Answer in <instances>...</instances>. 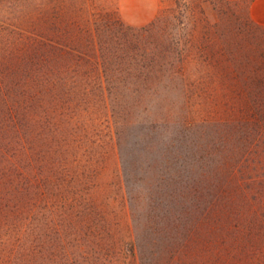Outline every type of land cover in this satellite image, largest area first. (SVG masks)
<instances>
[{"label": "rangeland", "instance_id": "374dc122", "mask_svg": "<svg viewBox=\"0 0 264 264\" xmlns=\"http://www.w3.org/2000/svg\"><path fill=\"white\" fill-rule=\"evenodd\" d=\"M253 0H0V264H264Z\"/></svg>", "mask_w": 264, "mask_h": 264}, {"label": "crops", "instance_id": "0c3cea01", "mask_svg": "<svg viewBox=\"0 0 264 264\" xmlns=\"http://www.w3.org/2000/svg\"><path fill=\"white\" fill-rule=\"evenodd\" d=\"M251 19L258 24H264V0H253L250 5Z\"/></svg>", "mask_w": 264, "mask_h": 264}]
</instances>
